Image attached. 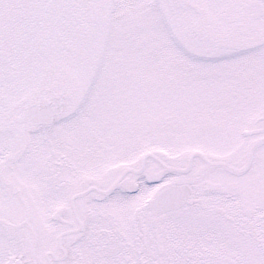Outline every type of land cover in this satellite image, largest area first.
Masks as SVG:
<instances>
[{
  "label": "snow or ice",
  "instance_id": "6c2138e0",
  "mask_svg": "<svg viewBox=\"0 0 264 264\" xmlns=\"http://www.w3.org/2000/svg\"><path fill=\"white\" fill-rule=\"evenodd\" d=\"M0 264H264V0H0Z\"/></svg>",
  "mask_w": 264,
  "mask_h": 264
}]
</instances>
